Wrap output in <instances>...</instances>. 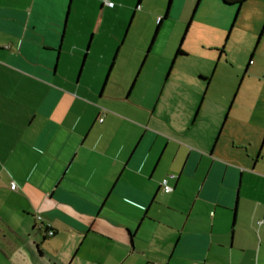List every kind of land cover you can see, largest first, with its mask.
Here are the masks:
<instances>
[{
	"label": "crops",
	"instance_id": "1",
	"mask_svg": "<svg viewBox=\"0 0 264 264\" xmlns=\"http://www.w3.org/2000/svg\"><path fill=\"white\" fill-rule=\"evenodd\" d=\"M70 2L0 0V264H264L246 118L155 97L150 47L117 64L126 36Z\"/></svg>",
	"mask_w": 264,
	"mask_h": 264
},
{
	"label": "rangeland",
	"instance_id": "2",
	"mask_svg": "<svg viewBox=\"0 0 264 264\" xmlns=\"http://www.w3.org/2000/svg\"><path fill=\"white\" fill-rule=\"evenodd\" d=\"M137 1L71 0L68 10L82 30L102 17L107 29L98 38L126 36L117 64L136 49L132 59L141 65L150 47L139 80L153 79L155 97L171 81L170 94L193 98L204 114L246 118L243 127L227 119V131L247 135L255 156L264 153V0L240 7L222 0ZM177 49L184 54L175 57Z\"/></svg>",
	"mask_w": 264,
	"mask_h": 264
},
{
	"label": "built area",
	"instance_id": "3",
	"mask_svg": "<svg viewBox=\"0 0 264 264\" xmlns=\"http://www.w3.org/2000/svg\"><path fill=\"white\" fill-rule=\"evenodd\" d=\"M10 188H11L12 190H14V188H15L14 183H11ZM161 189H162V192H163L164 194H168V193H170V192L172 191V188H170V187L167 185L166 180H162V181H161ZM37 220H40V218L37 217ZM257 224H258V225H264V221H260V222H258ZM47 234H48V236H53V232H52V231H49Z\"/></svg>",
	"mask_w": 264,
	"mask_h": 264
},
{
	"label": "trees",
	"instance_id": "4",
	"mask_svg": "<svg viewBox=\"0 0 264 264\" xmlns=\"http://www.w3.org/2000/svg\"><path fill=\"white\" fill-rule=\"evenodd\" d=\"M141 0H138V4ZM226 4H232V5H239V7L244 3L246 0H222ZM161 20L159 21L158 25L160 24ZM182 51L180 49H177L175 52V57L178 55H183Z\"/></svg>",
	"mask_w": 264,
	"mask_h": 264
}]
</instances>
